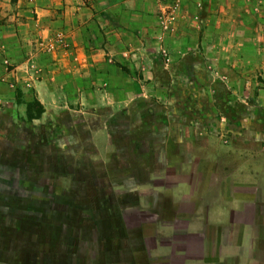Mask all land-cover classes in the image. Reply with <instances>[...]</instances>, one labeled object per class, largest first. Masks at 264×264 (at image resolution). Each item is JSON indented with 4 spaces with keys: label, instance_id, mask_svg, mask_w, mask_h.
Listing matches in <instances>:
<instances>
[{
    "label": "rangeland",
    "instance_id": "obj_1",
    "mask_svg": "<svg viewBox=\"0 0 264 264\" xmlns=\"http://www.w3.org/2000/svg\"><path fill=\"white\" fill-rule=\"evenodd\" d=\"M82 1L96 12L122 0ZM48 2L0 0V264L99 263L98 255L110 251L113 216L136 201V192L149 195L155 188L158 154L154 144H141L148 141L143 138L148 129L140 126L137 115H123L130 108L148 107L213 110L215 117L225 116L227 126L235 127L227 140L233 135L239 142L233 150L239 170L246 175L257 170L259 175L256 218L252 222L246 212L235 218L243 236L250 235L249 244L229 249L236 241L231 228L209 256L228 255L220 264H264V0L242 6L236 20L222 15L226 20L217 21L219 32L207 25L200 4L180 18L187 26L177 32H171L176 28L167 18L169 10L158 8L152 19L158 30L149 31L143 41L145 47L161 41L153 57L161 56L166 65L162 87L149 83L153 69L141 67L147 53L115 55L121 69L95 71L59 60L65 52L78 50L62 33L54 45L43 44L42 35L36 36L37 43L30 42L31 32H44L37 5ZM51 2L59 16L51 32H78V10L72 8L78 9V0ZM101 31V22L90 17L80 32ZM170 43L179 46L174 70ZM184 50L194 63L189 69ZM171 74L178 76L174 103L156 95L159 89L169 93ZM143 77H148L145 84ZM130 92L144 98L154 94V100L117 101ZM35 100L44 112L30 120L28 103ZM254 127L250 139L246 131Z\"/></svg>",
    "mask_w": 264,
    "mask_h": 264
},
{
    "label": "crops",
    "instance_id": "obj_2",
    "mask_svg": "<svg viewBox=\"0 0 264 264\" xmlns=\"http://www.w3.org/2000/svg\"><path fill=\"white\" fill-rule=\"evenodd\" d=\"M254 1L256 0H122L121 3H112L103 9L97 8L94 12V4L89 9L84 1L78 0V9L72 6L73 11L78 10V32H51L54 30V18L59 16L54 13L49 0L41 5L37 3L39 22L44 32H34L35 35L31 32L30 42L32 39L37 43L36 36L42 35L45 39L43 44L54 45L56 42L53 39L62 33L73 45L78 46V50L65 52L59 60L68 59L82 66L78 69L90 67L95 71L105 67L106 70L119 69L113 61L115 55L122 57L124 54L132 56L135 53H147V57L141 61V67L153 69L155 76L149 83L162 87L163 79L160 75L166 65L161 61V56L153 57V53L159 51L161 41L149 43L146 47L143 41L149 31L153 34L158 30L152 24L158 8L169 10L167 18L174 22L176 28L171 32H177V29L180 31L187 26L183 25L180 18H186L192 7L200 4L202 16H207V25L219 32L221 29L216 25L217 21L226 20L221 18L222 15H230L236 20L242 12V6ZM90 17H96L101 22V32H80ZM136 30L142 32L140 36L136 34ZM47 38L51 40L46 42ZM137 39L139 47H134ZM170 49L176 57L170 64V69L174 70L179 64V46L170 43ZM183 54L189 69L194 64L193 60L189 51L184 50ZM106 60L108 64H105ZM106 77L111 78L107 73ZM147 78L143 77L141 82ZM177 83L178 76L171 74L170 85L164 84L168 86L166 89L169 93L162 94L159 89L160 95L158 92L156 95L170 101L168 103H174L179 96L173 91ZM153 96L151 94L144 98L140 93L130 92L125 98H117V101H150L154 100ZM123 115H137L140 126L148 129L143 137L148 141L142 140L141 144H154L160 172L154 176L156 184L153 194L136 192V201L132 205L122 206L113 216L110 251L98 255V264L225 263L228 255L223 253L216 259H211L209 255L214 246L221 244L225 233L231 228H234L236 241L229 244V249L249 244L250 235L243 236L242 226L235 218L237 214L246 212L250 213L251 221H255L253 211H256L257 198L260 196L259 175L257 170L254 175H246L239 170L241 162L233 155L234 146L239 142L233 135H230L232 140H227L229 132L233 134L235 127L227 126L225 116L215 117L213 110L150 107L138 108L137 111L130 108L124 110ZM190 117L193 118L186 119ZM255 129L256 127L246 131L250 134V139ZM136 147L141 148L139 142ZM127 193L128 191H123L122 194ZM120 236L128 237L130 244L123 242Z\"/></svg>",
    "mask_w": 264,
    "mask_h": 264
},
{
    "label": "trees",
    "instance_id": "obj_3",
    "mask_svg": "<svg viewBox=\"0 0 264 264\" xmlns=\"http://www.w3.org/2000/svg\"><path fill=\"white\" fill-rule=\"evenodd\" d=\"M38 104L39 107L38 109H33V106ZM28 117L30 120H33V119H36V118H39L42 113L44 112V106L39 102V101H36L33 103V102H29L28 103Z\"/></svg>",
    "mask_w": 264,
    "mask_h": 264
}]
</instances>
